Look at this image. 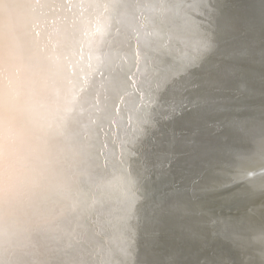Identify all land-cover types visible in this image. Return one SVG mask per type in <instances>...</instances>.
<instances>
[{
    "label": "bare ground",
    "instance_id": "bare-ground-1",
    "mask_svg": "<svg viewBox=\"0 0 264 264\" xmlns=\"http://www.w3.org/2000/svg\"><path fill=\"white\" fill-rule=\"evenodd\" d=\"M4 3L0 87L29 128L5 209L13 264H264V108L235 92L224 38L264 88V0H226L227 27L196 0Z\"/></svg>",
    "mask_w": 264,
    "mask_h": 264
},
{
    "label": "snow or ice",
    "instance_id": "snow-or-ice-1",
    "mask_svg": "<svg viewBox=\"0 0 264 264\" xmlns=\"http://www.w3.org/2000/svg\"><path fill=\"white\" fill-rule=\"evenodd\" d=\"M225 2L226 0H196L197 5L200 6L202 20L209 25L221 21L230 23L224 16ZM13 7V4H5L4 0H0V17L8 15ZM214 46V36L205 33L200 45L201 52H210ZM6 49L7 45L3 39H0V76H5V78L8 72ZM199 60V56L189 58L184 65L185 70L191 73L197 71ZM25 111L27 108L22 105L18 95H14L6 86L0 87V264H13L7 255L8 249L5 247L8 238L5 209L13 199L14 187L19 179L17 176L18 165L22 163L17 139L29 131L28 123L20 115ZM129 215H132L131 210H129Z\"/></svg>",
    "mask_w": 264,
    "mask_h": 264
},
{
    "label": "water",
    "instance_id": "water-1",
    "mask_svg": "<svg viewBox=\"0 0 264 264\" xmlns=\"http://www.w3.org/2000/svg\"><path fill=\"white\" fill-rule=\"evenodd\" d=\"M197 5V3H196ZM199 11H200V6L198 7ZM227 10V8H226ZM227 17V16H226ZM228 21H230V23L232 24V22H235V18L233 16L232 19L228 18ZM226 27L230 24V23H226L224 22ZM218 24L221 26L222 25V22H218ZM206 25L208 26V23H206ZM222 29V28H221ZM229 29V28H228ZM222 30H225L227 31V35L228 36H231V34L229 35V32L228 30L226 29H222ZM225 38V42H226V48L228 49L227 50V55L229 56V59H230V62L232 64H237L239 67L236 69L237 70V74L238 76H236L234 82H233V86H234V90L235 92L241 96L242 100L244 101V103L248 106V108L246 109V111H253L254 109H259L260 111H258V117L259 115L261 114V109L264 108V103H263V98H264V88L262 86V84L260 82L256 83L257 81L254 80V78L252 79L251 78V73H247L245 72L244 74L242 73L243 71H241V69L244 70V68L247 69V66L248 64H255V57L253 56V59H251V57H248V59H244L245 57H240L239 59V55L237 54V49L240 50V56H245L243 54H245V48H242L240 46V44H237L236 40L237 38H232V37H224ZM230 38V42H229V39ZM224 42V44H225ZM238 46V47H237ZM242 51H244V53H242ZM257 61V59H256ZM245 66V67H244ZM260 77V76H259ZM261 80V78H260ZM260 83V84H259ZM247 102H249L250 104H248ZM245 105V107H246ZM249 108L251 110H249ZM261 108V109H260ZM254 110V111H255ZM252 114H255L252 113ZM257 114H255L256 116ZM257 118V117H256ZM257 122H260L258 123V126L260 124L263 125L264 123V118H262L263 121H260V118H257ZM255 127V126H254Z\"/></svg>",
    "mask_w": 264,
    "mask_h": 264
}]
</instances>
